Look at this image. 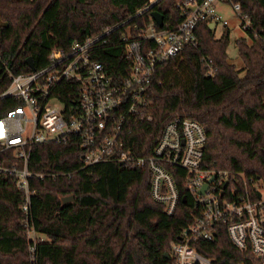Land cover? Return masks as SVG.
I'll return each mask as SVG.
<instances>
[{
    "label": "trees",
    "instance_id": "trees-1",
    "mask_svg": "<svg viewBox=\"0 0 264 264\" xmlns=\"http://www.w3.org/2000/svg\"><path fill=\"white\" fill-rule=\"evenodd\" d=\"M183 1L158 0L138 14L149 0H0V92L11 82L9 71L32 70L29 57L36 69L42 68L52 50H68L74 41L123 22L97 47L95 58L111 74L126 73V29L154 22L153 11L164 15L165 27L174 26L184 19ZM236 1L253 29L264 33V0ZM197 33V45H187L157 67L145 117L134 125L124 149L150 155L172 119L192 118L207 134L203 166L243 174L249 188L251 178L264 184L263 42L237 41L241 70L229 61V30L217 37L203 22ZM71 85L53 93L68 106L77 97L78 84L73 89ZM17 104L0 100V116ZM82 153L76 138L33 147L30 219L39 236L34 253L22 210L25 192L0 172V264H172L171 243L179 240L198 211L183 180L178 177V208L168 215L152 196L149 169L114 161L85 165ZM173 171L186 175L180 168ZM196 245L217 264L252 260L251 252L239 250L226 229L213 241Z\"/></svg>",
    "mask_w": 264,
    "mask_h": 264
},
{
    "label": "built area",
    "instance_id": "built-area-1",
    "mask_svg": "<svg viewBox=\"0 0 264 264\" xmlns=\"http://www.w3.org/2000/svg\"><path fill=\"white\" fill-rule=\"evenodd\" d=\"M157 1L149 0L138 14ZM223 4L231 5L241 20L237 27L245 36L240 39L262 40L264 45V33L253 29L240 1L184 0L181 4L184 19L180 23L160 27L154 21L126 29L122 37L124 57L130 62L126 73L111 74L95 58L97 47L125 22L83 41H74L68 50H52L42 68L18 74L9 71L11 82L0 92V100L18 104L0 116V172L12 177L15 185L25 192L22 210L33 240L31 253L36 250L39 237L30 219L33 173L29 160L33 147L76 138L83 149L85 165L114 161L149 169L152 196L164 205L168 215L178 208L181 198L178 177L183 180L198 211L179 240L171 243L172 264H217L216 258L201 252L196 243L211 242L225 229L239 250L251 252L249 264H264L263 181L251 178L249 188L243 174L231 175L203 166L207 134L199 121L181 116L172 119L150 155L137 156L124 149L134 125L145 117L157 67L187 45H197L198 26L203 22L215 33L219 24L230 32L228 19L219 11ZM0 61L3 62L1 53ZM212 74L210 70L209 75ZM73 84H78V89L76 101L71 105L53 95L54 91H66L68 85L73 89ZM174 168H180L186 175L176 176ZM213 176L216 178L211 181ZM205 185L208 187L202 192Z\"/></svg>",
    "mask_w": 264,
    "mask_h": 264
},
{
    "label": "rangeland",
    "instance_id": "rangeland-1",
    "mask_svg": "<svg viewBox=\"0 0 264 264\" xmlns=\"http://www.w3.org/2000/svg\"><path fill=\"white\" fill-rule=\"evenodd\" d=\"M219 11L224 17V19H228L229 21V28H230V39L231 43L228 48V56L229 61L233 64H235L239 69H243L244 64L242 62V59L239 55L238 51V45L237 41H239L240 38L245 36V33L242 29H239L237 26L241 23V20L239 19L238 15L234 12L231 5L223 4L219 7ZM228 29L226 27L222 26L221 24L218 25L216 30V36L220 37L223 35ZM250 41V40H248ZM244 73V72H242Z\"/></svg>",
    "mask_w": 264,
    "mask_h": 264
},
{
    "label": "water",
    "instance_id": "water-1",
    "mask_svg": "<svg viewBox=\"0 0 264 264\" xmlns=\"http://www.w3.org/2000/svg\"><path fill=\"white\" fill-rule=\"evenodd\" d=\"M152 16H153V18L155 19V21L158 23V25L160 27H162L164 25V15L163 14H161L158 11H153L152 12ZM28 63H29V65H30V67L32 69L35 68L33 59L31 57L28 58ZM215 178H216V176H213V178L211 179V181L214 180ZM207 187H208V185H205L201 191L204 192L207 189ZM71 199H73L72 196L71 197H65L64 198V201L71 200Z\"/></svg>",
    "mask_w": 264,
    "mask_h": 264
}]
</instances>
